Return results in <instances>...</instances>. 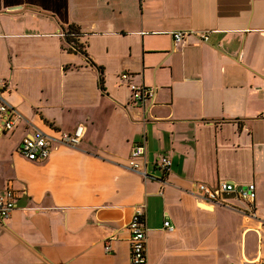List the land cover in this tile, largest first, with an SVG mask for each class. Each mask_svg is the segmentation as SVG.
<instances>
[{
    "label": "crops",
    "instance_id": "0c3cea01",
    "mask_svg": "<svg viewBox=\"0 0 264 264\" xmlns=\"http://www.w3.org/2000/svg\"><path fill=\"white\" fill-rule=\"evenodd\" d=\"M71 24L103 84L68 51ZM123 71L156 88L151 107L133 100ZM0 78L23 116L0 132V188L17 203L0 224V264H131L138 206L148 264L264 258V0H0ZM79 124L77 146L53 142L41 161L18 152L26 135ZM140 143L148 177L128 166ZM225 180L254 182L255 201L200 199L197 184Z\"/></svg>",
    "mask_w": 264,
    "mask_h": 264
},
{
    "label": "built area",
    "instance_id": "2783aa9c",
    "mask_svg": "<svg viewBox=\"0 0 264 264\" xmlns=\"http://www.w3.org/2000/svg\"><path fill=\"white\" fill-rule=\"evenodd\" d=\"M175 44H178L185 35L182 30L173 31ZM204 39H208L207 34H202ZM122 80L126 81L132 91L133 100L139 102L143 108H149L155 103L157 90L154 86L137 84L130 80L131 73L123 71L120 74ZM7 87L5 79L0 78V132H7L14 129L22 119V114L6 98L4 90ZM85 133V126L79 124L71 131H62L58 136L50 135L44 131L36 135H26L20 142L18 152L32 161H41L50 157L54 143L60 142L77 146L81 143ZM146 145L143 143L135 144L129 155V168L148 177V171L144 166L146 156ZM158 166L168 172L172 165V159L167 155L158 157ZM198 194L201 200L206 203L224 202L228 195L239 194L242 199L248 202H254L257 196V187L254 182L241 186L240 188L234 182L225 180L216 186L205 183L197 184ZM15 191L11 188H0V224L6 222L16 208ZM168 230H173L174 226L169 219L164 221ZM130 231L131 244V264H148V228L146 223L145 211L141 207H136L132 218L128 224ZM107 250L110 246L106 245ZM250 264H264V258H257L250 261Z\"/></svg>",
    "mask_w": 264,
    "mask_h": 264
},
{
    "label": "trees",
    "instance_id": "16d2710c",
    "mask_svg": "<svg viewBox=\"0 0 264 264\" xmlns=\"http://www.w3.org/2000/svg\"><path fill=\"white\" fill-rule=\"evenodd\" d=\"M65 38L66 43L68 44V51H76L84 54L87 60L92 64L97 66L100 72V82L103 84L104 81V68L102 66H98L89 56L88 52L84 49V44L80 42L82 33L80 31L79 26L76 24H71L67 30H65Z\"/></svg>",
    "mask_w": 264,
    "mask_h": 264
}]
</instances>
